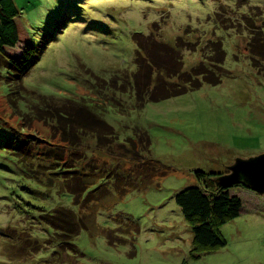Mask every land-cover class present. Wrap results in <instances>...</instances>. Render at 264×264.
Here are the masks:
<instances>
[{
	"label": "rangeland",
	"instance_id": "374dc122",
	"mask_svg": "<svg viewBox=\"0 0 264 264\" xmlns=\"http://www.w3.org/2000/svg\"><path fill=\"white\" fill-rule=\"evenodd\" d=\"M15 4L20 38L6 53L18 62L27 44L34 53L23 71L1 72L0 264H264V195L236 190L245 208L221 227L226 246L210 253L193 252L191 227L174 201L178 191L200 184L196 171L222 174L236 157L264 153V0ZM249 32L258 34L260 52L252 51ZM135 35H142L143 45L151 38L174 45L181 37L188 71L204 61L210 41H220L221 82L140 107L133 82ZM189 43L196 51L185 50ZM75 102L92 106L118 137L107 148L88 134L77 150L70 147L84 155L79 165L106 171L89 176L88 189L109 193L86 207L62 187L61 168L43 169L50 162L41 160L42 153L65 149L56 137V111L66 104L76 109ZM137 131L148 134L149 154L120 146ZM149 157L166 174L150 178L157 171L147 168L149 184L137 181L117 192L106 175L117 170L135 177L146 164L134 160ZM59 207L85 225L65 244L43 222Z\"/></svg>",
	"mask_w": 264,
	"mask_h": 264
},
{
	"label": "trees",
	"instance_id": "16d2710c",
	"mask_svg": "<svg viewBox=\"0 0 264 264\" xmlns=\"http://www.w3.org/2000/svg\"><path fill=\"white\" fill-rule=\"evenodd\" d=\"M18 15L19 10L13 0H0V81L3 70L23 71L34 53V49L28 44L21 55L20 62L9 57L6 53V49L15 48L19 42L16 20ZM242 18L247 23L251 21V18L246 16H242ZM221 22H224V20L221 19ZM253 34L249 32L252 38L250 45L253 50H251L260 52L263 48L254 45L255 40L257 41L260 38L256 36L258 34ZM139 37H142V35L133 36L137 48L135 54L136 71L133 82L136 100L139 101L140 107H143L146 103H158L182 96L199 89L204 84L215 86L221 82V76L225 73L223 70L225 52L220 41H210L211 43L207 47L208 52L202 55L204 61L199 62L188 71L184 68L183 54L185 51L183 49L184 41L181 37L176 40L174 45L156 38H151L150 41L146 42L147 45H143L138 39ZM184 47L185 50L196 51L195 48L192 49L190 43ZM260 53L263 55L264 51ZM256 60L253 58V63ZM11 95L12 93L9 96ZM73 104L76 109H70L69 105L66 104L56 111L58 119L55 123V127L57 126L55 130H59L56 137L60 139L59 142L65 149L42 153L45 158L41 157V160L45 159L46 162H50L48 166H43V169L48 168L51 171L54 167L61 168L60 173H57V175L62 176V179H60L62 187L64 186L74 197L76 205L86 207L93 201H101L109 193L103 187L91 191L88 189L89 182L87 178L89 176H102L100 174L106 173V171L96 170L89 164L85 165V163L79 165L78 163L84 159V155L82 156L81 152L71 151L70 147L77 150L76 146H79L88 134L98 140V145H102L101 143L106 141L104 146L107 148L113 140L117 141L118 137L114 128L97 115L92 110V106L76 102ZM34 111L40 113L35 109H32L31 112ZM42 112H50V109L47 108ZM29 118L27 120H30ZM120 146L132 148L134 154H141L142 152L149 154L150 139L146 132L137 131L134 138H129L124 144L120 143ZM36 156H38L36 158H39V154ZM34 157L35 154L30 153V158ZM137 161L134 160L138 164L146 165L141 167H145L144 172H138L137 175H134L135 177L118 173L117 170L106 175L114 179V189L117 192L123 194L128 189L135 188L137 181L149 184L151 181L148 180V175L144 176L147 168L157 171L150 178L166 174L167 169L151 157L147 160ZM195 176L200 184L178 191L174 195V201L180 207L185 220L191 227L193 252L210 253L226 246L227 242L221 233V227L237 218L242 208L241 199L237 195H233L231 189L244 187L237 185L229 188H216L213 182L215 174L196 171ZM86 194L87 196L83 200ZM82 200L83 203L80 202ZM43 222L49 225L55 235L60 238V240L53 238L59 244L67 243L77 236L81 229L85 228L81 218L77 217L70 209L63 207L54 209L53 212L43 218Z\"/></svg>",
	"mask_w": 264,
	"mask_h": 264
},
{
	"label": "water",
	"instance_id": "95a60500",
	"mask_svg": "<svg viewBox=\"0 0 264 264\" xmlns=\"http://www.w3.org/2000/svg\"><path fill=\"white\" fill-rule=\"evenodd\" d=\"M225 170V173L213 177L216 188L241 185L259 196L264 195V153L236 157Z\"/></svg>",
	"mask_w": 264,
	"mask_h": 264
},
{
	"label": "crops",
	"instance_id": "0c3cea01",
	"mask_svg": "<svg viewBox=\"0 0 264 264\" xmlns=\"http://www.w3.org/2000/svg\"><path fill=\"white\" fill-rule=\"evenodd\" d=\"M14 2H15V0H13ZM16 5V4H15ZM18 32H19V29H18ZM19 38H20V36H19ZM236 190H241V191H243V192H246V193H248V194H255V193H253L252 191H250V190H248V189H245V188H235V189H231V193L233 194V195H239L237 192H236ZM240 196V195H239ZM241 197V196H240ZM241 200H242V203H243V199L242 198H240ZM244 205L242 204V208H241V210L242 209H244L245 208V206L243 207Z\"/></svg>",
	"mask_w": 264,
	"mask_h": 264
}]
</instances>
